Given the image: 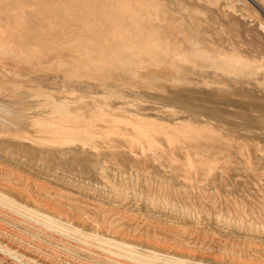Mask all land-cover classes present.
I'll return each mask as SVG.
<instances>
[{
	"label": "rangeland",
	"instance_id": "1",
	"mask_svg": "<svg viewBox=\"0 0 264 264\" xmlns=\"http://www.w3.org/2000/svg\"><path fill=\"white\" fill-rule=\"evenodd\" d=\"M0 195V264H264V0H0Z\"/></svg>",
	"mask_w": 264,
	"mask_h": 264
},
{
	"label": "bare ground",
	"instance_id": "2",
	"mask_svg": "<svg viewBox=\"0 0 264 264\" xmlns=\"http://www.w3.org/2000/svg\"><path fill=\"white\" fill-rule=\"evenodd\" d=\"M182 23V22H181ZM202 50V49H201ZM197 51V50H196ZM237 55V54H236ZM193 57H195V56H193ZM229 57V56H228ZM231 57V56H230ZM238 57V56H237ZM186 58V57H185ZM206 58V57H205ZM211 58V57H210ZM223 59H225V56L223 57ZM205 60V59H204ZM229 60V59H228ZM198 61V60H197ZM202 61V60H201ZM225 61V60H224ZM241 61V60H240ZM226 63H227V61H226ZM223 64V63H222ZM228 65H229V63H228ZM228 65H227V67H228ZM194 66V65H193ZM231 66V65H230ZM233 66H231V68H232ZM231 68L229 67V69L231 70ZM227 69V68H226ZM199 70V69H198ZM235 74V73H234ZM217 75V74H216ZM222 77V76H221ZM14 124V123H13ZM0 203L1 204H3V205H6L7 207H10L11 209H13V208H19L20 207V205H18L15 201H13V200H10V199H7V198H5V197H3L2 195H0ZM2 209H4V208H2ZM26 209V208H25ZM17 210H19V209H17ZM5 211V210H4ZM26 211V210H25ZM28 211H29V209H28ZM12 212V211H11ZM35 213V212H34ZM3 214V213H2ZM1 214V215H2ZM10 214V213H9ZM8 214V215H9ZM16 214V213H15ZM0 215V216H1ZM14 215V214H13ZM24 215V214H23ZM9 217V216H8ZM20 217H21V215H20ZM31 217V216H30ZM38 219H40V218H38ZM15 219H13V220H11V221H14ZM37 221V220H36ZM14 222H16V221H14ZM67 223V222H66ZM67 225V224H66ZM64 226V225H63ZM71 226H73V225H71ZM70 226V227H71ZM68 227V226H67ZM65 228V227H64ZM2 229V228H1ZM42 229V228H41ZM59 230V229H58ZM1 232V231H0ZM2 234V233H1ZM146 253V252H145ZM173 257V256H172ZM137 259V258H136ZM126 263V262H125Z\"/></svg>",
	"mask_w": 264,
	"mask_h": 264
}]
</instances>
